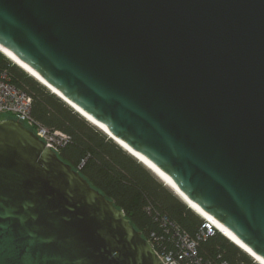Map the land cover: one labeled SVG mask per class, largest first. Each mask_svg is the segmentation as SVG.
<instances>
[{"label": "water", "instance_id": "1", "mask_svg": "<svg viewBox=\"0 0 264 264\" xmlns=\"http://www.w3.org/2000/svg\"><path fill=\"white\" fill-rule=\"evenodd\" d=\"M0 44L264 259V0H0ZM0 264L163 262L123 209L5 118Z\"/></svg>", "mask_w": 264, "mask_h": 264}, {"label": "trees", "instance_id": "2", "mask_svg": "<svg viewBox=\"0 0 264 264\" xmlns=\"http://www.w3.org/2000/svg\"><path fill=\"white\" fill-rule=\"evenodd\" d=\"M0 67H8L14 83L32 95L36 119L70 136L59 152L61 158L123 209L147 239L161 232L157 214L168 215L196 235L204 218L125 147L1 52ZM198 252L205 264H259L219 231L200 240Z\"/></svg>", "mask_w": 264, "mask_h": 264}, {"label": "built area", "instance_id": "3", "mask_svg": "<svg viewBox=\"0 0 264 264\" xmlns=\"http://www.w3.org/2000/svg\"><path fill=\"white\" fill-rule=\"evenodd\" d=\"M32 107V95L27 89L14 83L8 67H0V115L13 114L15 119L21 121L59 153L69 142L70 136L36 119ZM156 220L160 224L161 232H153L148 240L163 264H205L203 258L199 256V242L219 231L210 221L204 219L196 235L193 236L166 214H157Z\"/></svg>", "mask_w": 264, "mask_h": 264}, {"label": "bare ground", "instance_id": "4", "mask_svg": "<svg viewBox=\"0 0 264 264\" xmlns=\"http://www.w3.org/2000/svg\"><path fill=\"white\" fill-rule=\"evenodd\" d=\"M0 52L4 54L8 59H10L13 63L18 65L20 68L28 72L35 79L40 81L46 87H48L53 93L60 96L62 99H65L67 103L72 106L77 112L91 121L94 125L105 131L109 136L118 141L120 146L125 147L132 155H134L141 163H143L148 169H150L161 181H163L174 193H176L190 208H192L196 213H198L203 218L210 221L223 235H225L228 239H230L233 243L239 246L244 252L249 254L256 262L259 264H264V259L256 254L248 245H246L243 241H241L229 228H227L220 221L215 219L212 215L204 211L196 202L191 200L179 187H177L161 170L160 168L153 163L150 159L143 157L138 151L127 145L124 141L114 137L111 132L108 130L105 124L94 119L89 113L85 112L82 108L77 106L72 101L68 100L65 96H63L57 88L50 85L43 77H41L31 66L26 64L25 62L18 59L7 47L0 44ZM125 149V150H126ZM127 151V152H128Z\"/></svg>", "mask_w": 264, "mask_h": 264}, {"label": "rangeland", "instance_id": "5", "mask_svg": "<svg viewBox=\"0 0 264 264\" xmlns=\"http://www.w3.org/2000/svg\"><path fill=\"white\" fill-rule=\"evenodd\" d=\"M5 118H15V116L13 114H10V113H5V114H1L0 115V120L1 119H5ZM108 135V134H107ZM109 136V135H108ZM110 137V136H109ZM166 185V184H164ZM168 187V186H167ZM172 190V189H171ZM174 192V191H173Z\"/></svg>", "mask_w": 264, "mask_h": 264}, {"label": "clouds", "instance_id": "6", "mask_svg": "<svg viewBox=\"0 0 264 264\" xmlns=\"http://www.w3.org/2000/svg\"><path fill=\"white\" fill-rule=\"evenodd\" d=\"M205 219V218H204Z\"/></svg>", "mask_w": 264, "mask_h": 264}]
</instances>
